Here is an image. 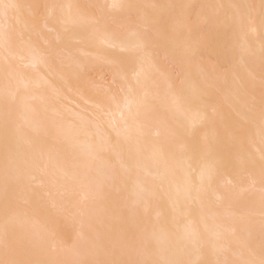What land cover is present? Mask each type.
Here are the masks:
<instances>
[{
  "label": "rangeland",
  "instance_id": "obj_1",
  "mask_svg": "<svg viewBox=\"0 0 264 264\" xmlns=\"http://www.w3.org/2000/svg\"><path fill=\"white\" fill-rule=\"evenodd\" d=\"M71 1L70 7L74 5L83 14V22L69 26L62 25L59 22L58 0H16L20 11V21L16 22L8 11L7 19H0V30L7 31L10 27L19 25L20 34L18 37L22 39L20 42L24 43V48L28 50L26 51L46 58L56 69L57 73L54 77L58 78V88L49 84V80L53 79V76L45 70L37 69L33 65L25 66L21 60H18L17 64L15 63V68L18 71L25 70L34 74L43 71V74L40 73V77L46 81L42 83V86L40 85L41 87H34L35 93L45 91L48 93L50 90L52 92L53 90L64 89V84L69 86L65 96H50L51 100L49 102H42L46 103L44 104L45 107L48 108L51 105L50 107L53 106L55 110H58L56 113L65 125L75 124L80 126V124H84L85 126H82V128L89 129L90 137L93 135L91 137L92 141L99 138V140H103V143L112 144H108L109 147L107 148V144L105 146L100 140L99 144L102 143L105 147L101 150L102 156L105 154L107 156H101V159L105 160L101 163V166L98 163L99 160L96 165L103 168L101 170L98 167V171L107 173V177L103 174L107 180L104 178V183L101 174L102 177L100 176L98 180L101 187L98 182L92 180L93 183L90 182V188L92 192L95 190L94 188L98 190V192L95 191L96 194L98 193L96 199L102 191L101 195L103 194L104 197L107 194V197H105L107 200L113 197L114 201L111 199L112 202H110L114 204L109 206L110 202L103 201L106 199L100 196L102 200L99 197V201H103V207L98 201V205L100 203L102 208L97 207V211L91 204L93 209H90V205H87L89 208L86 204L83 205L85 203H83V200L82 203L79 202L81 199L76 198L78 194H73L72 185L69 186L67 193L62 192L61 194L59 192L66 186L65 179L60 178L55 186L53 185V188H55L53 191H42V193L40 191V198L42 197L43 200L49 199L51 194L54 197L56 192L57 196L53 200H57L59 206L65 205L62 202L67 198L70 199L69 204H74L72 210H76L78 213L88 208L86 210V212L88 211L87 215L80 222V218L77 217V224H75V220L67 218V222L74 225L71 226L68 223V225L60 226L61 242L59 244L55 246L48 244V248L46 247L39 257L36 253L34 254L33 260L30 253L18 256L19 259L14 264H57L52 262L60 255L61 251L69 253H67V258L65 257L66 259L58 264H264V0H122L119 7H114L111 3L112 6L110 0ZM101 31H106L116 39L122 38L118 41L127 40L126 38L131 36H139L145 42L144 45H135L131 49L119 47L115 44L97 45L98 43L93 40ZM139 65L143 68V73L146 70L145 75H140L141 71H137ZM137 79L149 88L153 87L151 90H156V96L166 104L165 108L155 104L154 111L148 112L149 117L144 113L147 107L145 102L140 110L143 117L147 115L145 119L142 117L144 121L154 120L152 124L157 122L154 125L161 130L154 132V125L150 124L148 129L147 126L145 127L144 132L135 131L132 133L130 139L129 136L121 138L132 146L124 141L123 143L128 146L125 145V148L122 146L120 150L122 153H118L121 148L119 142L122 143V141L118 142L115 139L118 135L114 132L117 128L114 122L117 120L118 123L120 120L118 113H116L117 108L119 110L122 107L123 100L125 101L130 95L128 94L130 89L127 88L129 84L135 83L134 81ZM187 83L195 87V100L203 103L202 110L206 116L204 121L201 119L203 122L199 121L200 123H196V126L193 125V128L190 127L189 112L181 105H175L174 93L178 95L185 93ZM21 90L25 91V89ZM25 92L28 93L29 91ZM53 93L55 92L53 91ZM79 94L86 100L77 101L75 97H78ZM26 98L34 103V106H39L37 97L27 96ZM92 101L108 103V108L111 111H102V115H98ZM114 110L116 111L113 113ZM111 112L113 114L110 115ZM171 114L174 115V118L171 117ZM113 115L116 118L115 121H113L114 117L112 119ZM78 117L79 119H77ZM65 120L69 121L65 123ZM105 121L108 122L105 124ZM57 124L59 125V122L54 123V128ZM99 124L100 126H98ZM118 124H121V121ZM150 128L152 130H149ZM160 131L167 133L164 136L172 140V148L170 145H165L163 140L160 139ZM260 135L263 137H259ZM56 137L61 138L64 142L66 141L61 136H54V141H58ZM61 139L58 142H61ZM105 139L110 140V142ZM113 139L114 141H112ZM239 140L243 146L238 152L234 146ZM57 141L56 143H58ZM64 142H62L63 145L68 147L67 141L65 144ZM117 143H119V149L113 146ZM161 145L163 148H158ZM59 146H61V143ZM126 146L127 149L130 148L128 152L131 150L132 155L135 157L138 156L136 154H139L140 159L141 157H152L157 151L162 153L164 157L172 155V158L176 155L179 165L177 168L181 169L182 172L186 167L184 171L190 172L189 174H192L194 179H198L195 176L199 175L196 172L197 167L191 166L193 162L195 163V160L200 161L202 159L204 172H210L213 166L211 163H215L216 171L212 170L211 182H208L210 179L206 183L204 182L203 188L198 190L202 192H196L194 196L196 199L187 195L180 196L181 199L185 197V201L182 199L183 204L180 206L181 209L178 210L170 206L167 200L166 203L162 202L164 198H167V192L165 191H168L169 187H164L165 191L162 188V191L160 184H158V188L155 187L159 183L156 176L144 173L142 169L137 168L136 164L132 165V168L130 164L128 166L129 162L126 163V161H130L128 156L131 155V152L127 156ZM110 147H116L117 151L113 149L116 151H114V154L118 153L116 156L112 152L109 153L111 151ZM142 148L145 150V154ZM242 152L250 154V161L248 157H246L247 160L238 158ZM110 155L111 160L108 159ZM192 155H195V159ZM119 156L121 161L118 158L115 160ZM190 156L193 157L191 161ZM69 157L67 156V158L65 157L66 160L64 158L61 161L62 164L65 162L63 165L66 164L65 166H67L71 163L70 167H72V160L79 161L78 157L77 160L74 159L75 157L68 159ZM106 157L107 159H105ZM199 157L201 158L199 159ZM206 158L207 160H205ZM79 159L81 160L82 157H79ZM83 159L85 158L83 157ZM192 160L194 161L192 162ZM112 161H114V164ZM189 161L191 164L188 166ZM210 161L213 162L210 163ZM180 162L184 164L182 165ZM209 163L210 167H208ZM118 166L122 167L123 173L125 172L124 174H127V176L120 174L122 173L120 168L119 171L121 172L116 170ZM127 166L130 167V170L124 171ZM108 167H110L109 170ZM187 167L195 168L194 170L192 168L191 171ZM133 169L141 171L138 172ZM140 173L146 176H140L142 175ZM152 177L155 178V186ZM150 178H152L155 187L152 193H149L152 184H150ZM148 179L149 185L147 183ZM120 180L124 184L127 183L125 186L128 189L134 186V188H131L134 192L137 191L138 186L135 189V185H138L137 182L139 181V190L140 186L144 184L141 188L144 192L142 190H140L141 192L139 190L135 192L136 194L140 192V197L136 198L139 194L136 196L130 189L127 191L128 189H125V186L121 187L124 184ZM94 182L98 184L100 190ZM103 184L105 185L103 186ZM32 186H38V188H35L38 190L42 188L40 183ZM204 186H207L206 190ZM63 190L65 191V189ZM117 197L119 198L116 199ZM61 198H64V200ZM72 198L73 200H71ZM90 198L93 199V196H90ZM193 201H199V203L194 204ZM86 203L88 204V201ZM106 203L107 205L104 206ZM142 203H146V206H143ZM192 205L195 207H192ZM73 206L78 207L79 211ZM139 206H143V211ZM61 207L56 208L58 215L65 213V211L61 213L64 210H61ZM80 207H83V209L80 210ZM104 207L108 208L105 209ZM128 210L131 217L127 213ZM194 215L201 216L197 219L198 223ZM201 218L206 222H202ZM87 220L89 225L86 224ZM153 221L158 224L154 228L151 225ZM172 221H175V223ZM81 222H85L83 223L85 226L82 224L80 227L79 223ZM170 222L174 223L175 227L179 224L178 229H176L177 227L173 229L174 227L171 226L173 224H170ZM200 222L206 224L208 222V225H211V231L214 232L213 229L215 230L212 235L210 230L209 232L205 229L206 237L209 236L210 238H207L208 241L204 240L205 242L202 244H200L202 241H197L198 243L193 242L195 243L193 244L191 240H187V242H184L186 246L183 244L185 247L175 254L172 252V255L167 250L164 251L165 234L170 233L169 235H171L173 230L180 232L182 224L183 226H197L200 225ZM75 225L78 227H74ZM99 225L101 226L99 227ZM87 227L88 233H86ZM169 227L171 230H169ZM77 229L83 232L81 234L85 241L80 242L81 235L78 236L80 232ZM164 230L170 232L164 234ZM176 231L171 237L180 240L179 235L176 237ZM206 234L201 235L205 236ZM215 235L216 237L213 238ZM212 240L214 245H212ZM77 242L79 243L77 244ZM208 242L210 247L207 248L213 249V251L209 249L206 252L204 250L207 249ZM3 244L5 243L1 242V249L7 246L5 244L4 247ZM87 244L89 249L85 248ZM203 244L207 245L204 247ZM74 245H82L83 252L86 255H79L81 258L78 259V255H74L76 258L73 255V258L69 256ZM150 246L153 248L155 246V248L153 249ZM3 250L2 252L5 251ZM203 251L206 253H202ZM167 253L169 256L166 255ZM41 257H43V261ZM50 258L52 261H50ZM0 264H4L1 257Z\"/></svg>",
  "mask_w": 264,
  "mask_h": 264
},
{
  "label": "bare ground",
  "instance_id": "obj_2",
  "mask_svg": "<svg viewBox=\"0 0 264 264\" xmlns=\"http://www.w3.org/2000/svg\"><path fill=\"white\" fill-rule=\"evenodd\" d=\"M121 1L122 0H110V4L112 3L114 5V7H119L121 4L120 3ZM58 2H59L58 3V12L60 14L59 15V22L62 25L64 24V25L69 26V25H73V24L84 21V16L80 11H78V8L75 7L74 5H72V7H70L71 3H72L71 0H58ZM8 11H9V15H12L16 22L20 21V11H19L18 3L16 2V0H4L3 2H2V0H0V19H7L6 16L8 14ZM10 24H11V22H10ZM19 27L20 26L17 25L16 27H14V26L10 27V29L7 31L6 30H0V244H1V242H3L7 245L6 248H3L5 251L3 249H1L2 246L0 245L1 246L0 257L3 259L4 264H14L16 262V260L19 259L18 256L24 255L25 253H28V254L30 253L32 255V256L29 255L31 258L34 256L35 253L39 257L41 255V253L44 252V249L48 246V244L51 246L52 245L55 246L61 242V237H60V232H59L60 226L61 225H68V223L71 225L70 222H67V218H70L73 221L75 220V224H77L76 223L78 221L77 217L80 218L79 222L82 221V219L85 218V216L87 215L88 211L86 212V210H88L89 207H90V209L96 208V210H97L98 208L103 207V203H102L103 201H109L110 202L111 199H113V197H112L110 200H107V198H105V197H107V194L104 193L106 195L104 197L103 194L101 195L102 191L101 192L99 191L100 193H99L98 199H96L98 193L96 194L95 191L98 192V190H96V188H94L95 190L93 192H95V193H93L91 188H90L91 187L90 182H92V180L93 181L95 180V182H98V184H99L100 181H98V180H99L101 174L103 176L102 180L104 181V183H105V180H107L105 178V177H107L106 176L107 173L106 174L104 172L101 173L102 171H98L97 168L98 167L101 168L100 167L101 163H103V161H105V160L101 159V156L103 154V153H101L102 152L101 150H103V148H105V147H103V144L104 145L107 144V146L106 145L105 146L108 148L111 143L110 144L109 143H103V140L100 139V140H102L103 144L102 143L99 144V142H100L99 138H98L99 141L96 139V141H98V142L92 141L91 137L93 135L90 137V134H89L90 132L88 131L89 129L82 128V126H85L84 124L83 125L80 124V126L75 125V124L74 125H70V124L65 125L62 122V119H59L58 114L56 113L58 110H55L53 106L50 107L51 105L48 108L45 107L44 104H46V103H42V102H49L51 100L50 96H53V97L54 96L57 97V95L58 96L59 95L65 96L66 90H69V86L67 84H64V89L59 87L61 89L56 90V91L53 90L55 92L53 94H52L53 91L51 92V90L48 91V93L46 91L42 92V93L41 92L40 93L34 92L35 86H40V85L42 86V83H44L46 81L45 79L43 80L40 77V75H41L40 73L43 72L40 70H45L46 72L51 74L53 76V79L49 80V84H52L53 86L58 88V86H59L58 78L54 77L56 75L57 71L53 67L51 62L49 60H47L46 58H42L36 54H33L32 52H31L32 54L30 52L29 53L27 52L28 50L25 49L23 46L24 43L20 42L22 39H20L18 37V35L20 34V28ZM118 39H122V38H118ZM118 39L112 37L106 31L105 32L101 31L100 33L98 32V34L94 37L93 41L98 43L97 45L101 44L103 46H106V45H114L115 44V45H118L119 47L128 48V49H131L135 45L142 46V45H144V42H145L144 39L142 37H139V36L127 37L126 38L127 40L123 39V40L118 41ZM135 58H137V57H135ZM18 60H21L25 66L26 65L27 66L28 65L29 66H31V65L36 66L37 69H40V70H38L40 72L37 74H34V73L29 72V71L19 70V71H21L20 72L21 74L19 76V71L17 70V68H15V63L17 64ZM134 61H135V59H134ZM137 71H141V73H139L140 75L146 74V70H144V73H143V68L140 67V65L138 66ZM18 76L20 77L19 79H18ZM134 82L135 83H133V84L131 83L127 87L128 89H130V93H128L130 95L127 97V99L125 101L123 100L122 107L119 110L116 107L117 108L116 113H118V115H119L118 118L120 119L119 120L117 118L119 120L118 123H120V121H121V124H118L117 120L115 121L116 118L114 117V115L112 116V119L114 117L113 121H115L114 125L117 127L114 132L118 135V137L116 135L117 138H115V137L114 138L117 139L118 142L122 141V143L124 141H126L125 139L123 141L122 140L123 138L129 136V139H130L131 138L130 136L133 135L132 133H134L135 131L142 132L146 126L148 129L150 124H152L154 122V120L150 121L151 122L150 123V122H146L147 120L144 121L142 119L143 115H142V111H140V110L142 109V105L144 104V102L146 103V106H147L145 108L144 113H146L147 115L149 114L148 112L152 111L155 108L154 107L155 104L158 105L159 107H162V108L166 107V104L162 100H160L158 98V96H156V94H157L156 90H153V89L151 90V88H153V87L149 88L148 86L142 84V82H140L138 79ZM127 84H128V82H127ZM186 86H187V91H185V93H183L181 95L174 93L175 94L174 95L175 96V105H181L184 109H186L189 112L188 113L189 123H190V127L193 128L194 126H196L195 125L196 123L197 124L200 123L199 121H201V119H203V121H204V119H206V116L204 115V111L202 110L203 103L199 102L198 100H195V93H196L195 87L189 83H187ZM57 88H55V89H57ZM21 89H25V91H29L28 92L29 94L27 92H25L24 90H21ZM20 92H22V93H20ZM25 94H26V97L27 96L31 97V98L37 97V104H39V106L36 107V105L34 106V103H31V101H28L27 98L25 97ZM125 95H126V93H125ZM75 99L79 102H81V100L82 101L86 100L81 94H79L78 97H75ZM93 103H94L93 105H95L94 106L95 112L98 115H100L102 111L109 110L108 103H106V102L103 103V102L94 101ZM32 104H33V106H32ZM55 108H57V107H55ZM109 111H111V110H109ZM115 111L116 110H114L113 113ZM106 113H108V112H106ZM113 113L111 112L110 115ZM103 114H105V113L103 112ZM150 114L152 115V112ZM115 115H117V114H115ZM147 115H144L143 118L145 119L147 117ZM149 116L150 115H148V117ZM69 117H71V116H69ZM171 117L174 118V115L171 114ZM60 118H62V117H60ZM77 119H79V117ZM106 120H107V118H106ZM68 121H66L65 123H67ZM80 121H83V120H80ZM143 121L146 123H144ZM148 121H149V119H148ZM203 121H201V122H203ZM57 122H59V125L57 124L56 128H54V123H57ZM101 122H103V121H101ZM107 122L108 121H105L104 123L106 124ZM143 123H144V125H143ZM156 123H154V124H156ZM91 124H93V123H91ZM154 124H152V125H154ZM110 125H111V122H110ZM98 126H100V124ZM154 126H153L154 132H159V130H161V129H159L158 126H155V127ZM92 130H93V128H92ZM99 130H102V129H99ZM149 130H152V129L150 128ZM99 132H101V131H99ZM146 132H147V130H146ZM96 133H97V131H96ZM160 133H161L160 134L161 138L160 137H158V138L162 139L163 143L165 145H170L172 148V144H173L172 140H169L168 138H166L164 136V135H167V133H165L163 131L162 132L160 131ZM106 134H107V132H106ZM96 135H98V134H96ZM108 135H106V136L108 137ZM54 136H58V137L61 136L63 139H65L67 141V142L66 141L65 142L67 143L68 147H65L63 145L62 142H64V141H62L61 138H60L61 142H58L60 139H58L56 137L58 139V141L56 140L58 143H56V141H54L55 140ZM94 137H95V135H94ZM103 137H105V136H103ZM259 137H263V136L260 135ZM107 139H105V140L110 142V140H107ZM112 141H114V139ZM65 142H64V144H65ZM60 143H61V146H59ZM112 143H114V142H112ZM119 143H120V147H121L120 149L118 147ZM119 143H117L116 145L113 144V146H116L119 149V151L122 149V146L124 147L125 145H127L124 143H123L124 144L123 145L121 142H119ZM153 143H155V142H153ZM143 144L144 143L142 141V145ZM149 144H151V143H149ZM128 145H129V143H128ZM127 146H126V149H127ZM242 146H243V144L239 140L235 143L234 148H235V150H237L239 152L240 151L239 149H241ZM116 147H113V148L110 147L111 151L108 150L109 153L112 152L114 154V151L115 150L117 151ZM145 147H146V145H145ZM158 148L162 149L163 147L161 145V147H158ZM113 149H115V150H113ZM128 149H130V148H128ZM128 149H127V152H128ZM136 149H137V147H136ZM136 149H134V150L136 151ZM105 150H107V149H105ZM138 150H139V148H138ZM144 151L145 150L143 149V153H144ZM105 152H107V151H105ZM130 152H131V150L128 153H126V152H124V153H126L128 156V155H130ZM161 152H163V151H161ZM118 153H122V152L120 151ZM165 153H167V152H165ZM117 154L115 153L114 155L116 156ZM167 154H169V153H167ZM71 155H73V156H71ZM136 155H138V156L135 157L134 155H132V152H131V155L128 156V159L130 161L125 160L126 163L129 162L128 166H129V164H130V167L132 165L136 164L137 168L142 169L144 171V173L151 174L152 176L154 175L157 177L156 179L159 182V183H157V186H155L156 185L155 178L152 177L154 179V181L152 180V178H150V181H151L150 184L151 183L152 184H151L150 188L147 187V188H149V190L151 189L150 190L151 192L149 191V193H152L153 192L152 190H154L155 187L158 188L159 187L158 184H160V186H161L160 189H162V188L164 189V187H167V188L169 187L168 191H165V189H164V191L167 192L166 193L167 198L166 199L164 198L165 201L163 200L162 202L166 203V200H167V203L170 206H173L175 209L177 208L178 210L181 209L180 206L183 204L182 199L185 198V197L184 198L182 197V199H181L180 196L187 195L189 197L190 196L194 197L196 195V192L199 189L203 188L204 182L206 183V181H208L209 179H210V181H208V182L209 183L211 182L212 170H214V172L216 171L215 166H214L215 163H213V164L211 163L213 161H210L211 165H213L210 172H204V163H203L202 159L200 161L195 160V163L193 162L194 160H192L193 163L191 164V162H190L191 158L193 159V157H194V159H195V155H192L193 157L192 156L189 157L190 161L187 165L189 166V164H191V166L194 165L195 167H197L196 172H198L199 175L195 176V178L198 177V179L196 178L197 179L196 180L193 178L194 176L192 177V174H189L190 172L188 173L187 171H184L186 167L184 168V170L182 169L183 170L182 172H181V169L179 170L177 168V166L179 167V165H178V159H177L176 155H174V157H172V158H171L172 155L168 156V157H164L163 154L160 153L159 151H157V153L155 155L152 154L153 156L149 157V158L148 157L147 158L141 157V159H140V157H139L140 155L139 154H136ZM67 156H70L68 159H73L75 157L74 159H76V160L78 157L79 161L72 160V167H70L71 163L69 165L65 166L66 164L63 165L65 162L63 161L64 163L62 164L61 161L65 157L67 158ZM104 156H107V155L105 154L102 157H104ZM188 156H189V154H188ZM79 157H82V159L84 157L85 159L80 160ZM110 157H111V155L108 157V159L111 160L112 157L111 158ZM119 157H116L115 160L118 158V160L120 159V161H121L122 156L120 158ZM246 157H248V160H249L250 154L242 152L241 154H239L238 158L247 160ZM66 158L64 160H66ZM200 158L201 157H199V159ZM105 159H107V157ZM98 160H99L98 163H100V166L98 165V167H97L96 164H97ZM205 160H207V158ZM114 161H112V163ZM241 161H243V160H241ZM123 162H124V160H123ZM208 162H209V160H208ZM245 162H247V161H245ZM210 163H209L208 167H210ZM181 164L183 165L184 163L182 162ZM128 166L125 167L127 169L126 170L124 169V171H128V169L130 168ZM102 167H103V165H102ZM110 167H108L107 169L109 170ZM114 167H115V165H114ZM181 167H183V166H181ZM195 167H192L193 170ZM119 168L120 167L118 166V168L116 170L119 171ZM188 168L191 169V171H192L191 167H187V169ZM102 169L103 168H101V170ZM111 169H113V168H111ZM120 169L122 171V173H120V174L123 175L125 172L123 173L122 167ZM198 169H199L200 173H199ZM121 171H119V172H121ZM134 171L140 172L141 170L136 169ZM142 173H140V174H142ZM103 174H105V177ZM108 176H110V175H108ZM111 176H113V175H111ZM114 176H116V174H114ZM125 176H127V174ZM140 176L145 177L146 175L142 174ZM60 178L65 179L64 181L66 183V186H65V188H63V189H65V191L62 189L59 192L61 194H62V192L67 193L69 186L72 185L73 189L72 188L71 189L74 191L73 194H75V195L78 194V196L76 198L81 199L79 202H81L83 200V203L85 202L83 205H85V204H86V206L90 205L89 207L87 206L88 208L85 207L86 208L85 211H83L84 206L80 207V210L83 209L82 210L83 212L81 211L80 213H78V212H76V210H72V205H74V204H72V203L69 204L68 201L70 199L68 200L67 198H66V200H64V198H61L62 200H64V202H62V200H61V202L63 204L65 203V205L62 204L63 205L62 207L59 206L57 204V200L56 201L53 200V198L57 196L56 192H55L54 197L51 194L52 197L50 196V198H49L50 200L49 199L43 200L42 197L40 198V195H39L40 191H41V193H42V191H44V192L53 191L55 189V188H53V185L55 186V183ZM104 178H105V180H104ZM147 178H149V176H147ZM115 179H116V177H115ZM124 180L126 181V179H124ZM142 181L144 182V180H142ZM145 181H146V178H145ZM152 181L155 182L154 183L155 187L153 186ZM95 182H94V184H96ZM121 182L124 184L123 181H121ZM127 182H128V180H127ZM37 183H40L41 187H42L41 189L39 188V190L35 189V188H38V186H40V185H38L37 187L32 186L34 184L37 185ZM59 183H60V181H59ZM147 183L149 185V179H148ZM89 184H90V186H89ZM98 184H96L97 188H98ZM126 184L127 183H125L124 185H121V187L125 186ZM137 184L138 185H135V189H136V186H138V188H137V191H138L139 190V181L137 182ZM104 185L105 184H103V186ZM129 185H131V183H129ZM142 185H144V184H142ZM99 186H100V184H99ZM141 186H140V190H142L141 188H143V186L142 187ZM152 186H153V189L151 188ZM100 187L98 188L99 190L101 189ZM206 187L207 186H204V189ZM131 188H134V186L129 187L130 190H131ZM125 189H128V188H126V186H125ZM129 189L127 191H129ZM163 189H162V191H163ZM123 191L125 192V190H123ZM132 191L133 190H131V192ZM137 191H135V192H137ZM131 192H130V194H131ZM135 192H134V194H136ZM140 192L137 193V194H139L138 196L136 194V196H137V197L135 196L136 198L140 197ZM142 192H144V191L142 190ZM147 192H148V190H147ZM178 192H180V193H178ZM201 192H199V193H201ZM46 194H48V193H46ZM203 194H204V192L202 193V195ZM90 196H93V199L90 198ZM100 196L101 197L103 196V199L105 198L106 200L101 201L102 198ZM120 196L122 197V195H120ZM125 196H126V194H125ZM62 197H63V195H62ZM66 197H68V196H66ZM99 197L101 198L100 201H99ZM119 197H117L116 199H118ZM84 199H86L88 201V204L86 203L87 201ZM116 199H115V201H117ZM51 200H53V201L51 202ZM71 200H73V198ZM76 201L77 200H75V202ZM98 201L101 203L102 207L100 206V203L98 205ZM112 201H114V199ZM183 201H185V199ZM111 202H110L109 206H111V204H112ZM123 202H124V200H123ZM137 202H139V201H137ZM196 202L199 203V201H196ZM196 202H194V204ZM76 203H78V202H76ZM76 203H75V205H77ZM91 204H93V208H91V206H92ZM145 204H143V206ZM200 204H201V202H200ZM106 205H107V203L104 206H106ZM123 206H124V204H123ZM143 206L140 207V209H142V211H143ZM57 207H61L60 208L61 210L64 209L61 211V213L63 211H65V213L63 215H58L57 211H56ZM108 207H106V208H108ZM166 207H168V205H166ZM192 207H195V206L192 205ZM73 208L77 209L78 207L73 206ZM110 208H112V207H110ZM115 209L116 208H114L113 210H115ZM203 210H204V208L202 209V211ZM89 211H92V210H89ZM128 212L130 213L129 210L127 211V213ZM135 212H137V211H135ZM173 212H174V210H173ZM127 213H125V214H127ZM129 215L131 217V214H129ZM192 215H193V213H192ZM192 215H191V217L193 218ZM201 215H202V213H201ZM198 216H199V214H198ZM198 216L194 215V217L196 218V221L198 218L201 217V216L200 217H198ZM105 217H103V218L105 219ZM76 219H77V221H76ZM204 219L201 218L202 222L205 221ZM73 221H72V223H73ZM175 221H177V220H175ZM175 221H172V222L175 223ZM194 221H195V219H194ZM101 222H102V220H101ZM103 222H104V220H103ZM106 222L109 223V221H107V220H106ZM172 222H170V224H173L171 226L174 227L173 229H175L179 224L177 223L178 225L175 227L174 223H172ZM83 223H85V222H83ZM83 223L82 222L79 223V226L82 225ZM197 223H198V221H197ZM86 224L89 225L88 220H87ZM72 225H74V224H72ZM151 225H152V228H154L158 224L156 221H153L151 223ZM100 226L101 225H99V227ZM74 227H78V226L75 225ZM180 228H181L180 232L178 230L177 231L173 230L171 232L172 234H175L174 231H176L177 232L176 237H177V235H179L178 237L180 240H178V238L174 239L175 237L174 238L171 237L172 234L169 235L170 233H168V235L165 234V232L167 233L169 230H171V228L167 231L166 230L163 231V233L167 237V238L164 237L166 239V241H165L166 243L165 242L163 243L164 251L166 252V250H167L169 252V254L171 253V255H172V252H173V254H175L177 251H181V248L183 249L186 246V244H184V242H187V240H191L192 243L193 242L198 243L197 241H200V242L202 241L200 243V244H202L206 240L208 241V239H210L209 236L206 237L207 234L204 233L205 229L208 231L209 230L211 231V225H208V222H207V224L200 222V225H197V226H192V225L183 226V224H182V226H180ZM176 229H178V227ZM112 230H114V229H112ZM213 231L215 232L214 229H213ZM92 232H93V227H92ZM214 232L211 231L210 234L212 233V235H213ZM81 233L83 234V232H80V233H78V236H79V234L81 235L80 236V240H81L80 242H83V241H85V239L83 240ZM86 233H88V227H87ZM178 233H180V234H178ZM201 234L202 235L206 234V235L202 236ZM76 235H77V232H76ZM199 235H201V236L199 237ZM173 236H175V235H173ZM81 237H82V239H81ZM215 237H216V235L213 236V238H215ZM91 239H89V240L91 241ZM183 239H184V241H183ZM76 241H79V240H76ZM211 242H213V240ZM78 243L79 242H77V244ZM5 244H3L4 247H5ZM91 244H93V243H91ZM193 244H195V243H193ZM154 245H156V244H154ZM206 245L207 244H205L204 247ZM212 245H214V242ZM207 247H210L209 242H208V245L206 246V248ZM85 248L89 249L88 244H87V247H85ZM151 248H153V247H151ZM154 248H155V246H154ZM214 248H215V246H214ZM209 249L207 248L204 250H206V252H208L207 250H209ZM2 250L4 252H2ZM83 250L84 249H83L82 245H74L72 250H71V255L69 254V256L72 257V255H73V257H75L78 255L77 259L81 258V257H79V255L81 256L82 254H84ZM210 250L213 251V249H210ZM89 252H90V250H89ZM97 252H98V250H97ZM204 252L205 251H203L202 253H204ZM67 253H69V252L61 251L60 255L57 256L56 259H53L52 263L58 264L61 261L65 260L67 258L66 256L68 255ZM169 254L167 253L166 255L169 256ZM84 255H86V254H84ZM42 258L43 257H41V259ZM74 259H72V260H74ZM27 260H30V259H27ZM32 260H33V258H32ZM34 260H35V258H34ZM70 260H71V258H70ZM42 261H43V259H42ZM50 261H52L51 258H50ZM37 262H39V261H37ZM35 264H37V263H35Z\"/></svg>",
  "mask_w": 264,
  "mask_h": 264
}]
</instances>
